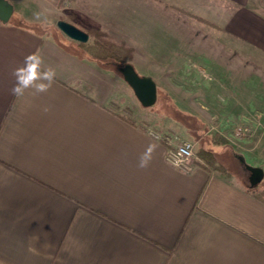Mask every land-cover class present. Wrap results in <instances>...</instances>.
Wrapping results in <instances>:
<instances>
[{
    "label": "crops",
    "instance_id": "1",
    "mask_svg": "<svg viewBox=\"0 0 264 264\" xmlns=\"http://www.w3.org/2000/svg\"><path fill=\"white\" fill-rule=\"evenodd\" d=\"M131 4L129 18L98 25L128 29L137 52L142 37L172 31L174 42L155 51L164 54L154 64L163 82L202 85L193 115L240 160L264 169V0ZM183 10L199 20L191 32ZM33 23L23 10L0 21V264H264V187L202 157L191 172L174 167L154 133L178 136L176 127L125 116L118 78L82 57L65 33ZM32 53L55 80L45 93L16 97L13 72ZM238 126L250 128L247 138L235 135ZM149 144L152 159L140 168Z\"/></svg>",
    "mask_w": 264,
    "mask_h": 264
},
{
    "label": "rangeland",
    "instance_id": "2",
    "mask_svg": "<svg viewBox=\"0 0 264 264\" xmlns=\"http://www.w3.org/2000/svg\"><path fill=\"white\" fill-rule=\"evenodd\" d=\"M15 7L16 11L13 13L10 21H15L19 11H32L35 16L40 29H46L56 36L63 35V32L57 26L59 20L73 21L81 26L80 28L89 34L88 42L94 41L95 37L90 35L89 32H99L98 29L108 33L111 37H106L114 41H124L128 45H131L132 36L129 34V30L125 29L122 31H127L128 34H122V31H118L117 34L114 33V29L108 30L101 28L98 24L103 23L110 26H114L115 16H126L129 18V13L133 6L131 4L132 0H30L31 4L28 2L26 4H17L14 0H9ZM166 8L168 5L165 6ZM195 9V8H194ZM169 11V10H168ZM173 12V10H170ZM194 11V10H193ZM181 19L184 17L185 29L190 32L198 26L199 21L195 13L188 10H183ZM186 15V16H185ZM127 21V20H125ZM183 21V20H181ZM28 22V21H27ZM173 33L170 30L165 29L164 31H155L152 37H142L143 45L140 48L141 51H136L134 46V57L130 63H132L136 71L140 75H151L157 82L158 87V97L154 105L145 107L143 106L138 98L136 97L131 86L124 80L122 74L117 69L118 65L112 60H105L101 64L106 68H102L107 72L112 73L116 78H118V90L121 92V99L118 101L117 108L125 116H133L140 121H144L149 125H165L168 130L175 129L178 136L182 139H189L195 144V151L199 157H201L200 150L206 149L211 151L216 157L217 161L223 164L229 173L233 174L235 177L242 179V181L249 185V170L245 167V164L232 153V149L229 148L228 139L220 135L215 134V127L212 131H207L208 126L197 116L193 115L194 112L199 111L200 103L197 97L200 96L202 85L195 83H175L167 84L163 82V71L161 67H157L154 64H162V58L164 54L162 52H155L157 49L162 50L164 46H168L173 43V36L169 34ZM97 34V33H96ZM155 34V35H154ZM173 35V34H171ZM172 38V39H171ZM72 41L75 44L76 50L86 58L88 53L84 52L83 47L79 45L78 41ZM168 44V45H166ZM91 58V57H90ZM153 58L152 61L149 59ZM94 62L98 65V62ZM150 64V65H149ZM121 65V64H120ZM172 72H177V68H173ZM150 73V74H149ZM207 108H210L208 103L204 101ZM224 104V103H223ZM208 118L209 122H217L216 116ZM208 123V122H207ZM154 126V125H153ZM251 133V132H250ZM252 135H250L251 137ZM243 137H248L244 135ZM223 138L225 142L216 143L215 140ZM238 151L240 150L237 149ZM249 160V159H248ZM249 163V161H246ZM250 164V163H249ZM256 190L262 189L264 187V178L257 185Z\"/></svg>",
    "mask_w": 264,
    "mask_h": 264
},
{
    "label": "water",
    "instance_id": "3",
    "mask_svg": "<svg viewBox=\"0 0 264 264\" xmlns=\"http://www.w3.org/2000/svg\"><path fill=\"white\" fill-rule=\"evenodd\" d=\"M14 5L9 0H0V21L3 23L9 22L13 13ZM59 29L73 40L87 42L89 34L80 27L66 20L57 22ZM124 80L131 86L140 103L149 107L156 103L158 97L157 82L151 75H140L134 65L130 62L118 66ZM245 167L249 170V183L251 186L258 185L264 177V169L261 166L247 163L244 158H241Z\"/></svg>",
    "mask_w": 264,
    "mask_h": 264
},
{
    "label": "clouds",
    "instance_id": "4",
    "mask_svg": "<svg viewBox=\"0 0 264 264\" xmlns=\"http://www.w3.org/2000/svg\"><path fill=\"white\" fill-rule=\"evenodd\" d=\"M43 65V58L38 53L26 56L23 65L13 72L15 84L11 89L12 94L21 97L28 89H33V94L47 92L55 80L56 71L50 66L45 68ZM48 110V108L44 109L45 112ZM155 148V144H149L139 159L138 166L140 168H146L149 165Z\"/></svg>",
    "mask_w": 264,
    "mask_h": 264
},
{
    "label": "trees",
    "instance_id": "5",
    "mask_svg": "<svg viewBox=\"0 0 264 264\" xmlns=\"http://www.w3.org/2000/svg\"><path fill=\"white\" fill-rule=\"evenodd\" d=\"M99 32H89L90 35L95 37L94 41L89 43L78 41L79 45L83 47L84 52L88 53V59L94 60L98 62V66L102 68H106L101 63L105 60H112L115 64L120 66V64L127 63L131 61L134 57V48L131 45H128L124 41H114L112 39H108L106 37H111L108 33L98 29ZM112 38V37H111ZM83 57V56H82ZM91 57V58H90ZM118 69V67H117ZM119 70V69H118ZM219 142H225L223 138L219 139ZM201 157L205 161V163L216 170H220L224 173H229L226 167L219 163L211 151L204 149L200 150ZM250 188H255L256 186L249 185ZM259 196L264 198V190L258 193Z\"/></svg>",
    "mask_w": 264,
    "mask_h": 264
},
{
    "label": "built area",
    "instance_id": "6",
    "mask_svg": "<svg viewBox=\"0 0 264 264\" xmlns=\"http://www.w3.org/2000/svg\"><path fill=\"white\" fill-rule=\"evenodd\" d=\"M250 132L249 127L238 126L235 130V135L242 137L250 134ZM154 136L168 146L166 160L174 167L184 172H191L195 162L200 160V157L195 151V144L193 141L182 139L177 135L169 133H154Z\"/></svg>",
    "mask_w": 264,
    "mask_h": 264
}]
</instances>
